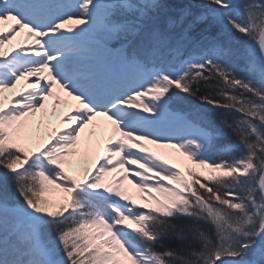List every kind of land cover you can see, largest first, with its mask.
Returning <instances> with one entry per match:
<instances>
[{
	"label": "snow or ice",
	"instance_id": "6c2138e0",
	"mask_svg": "<svg viewBox=\"0 0 264 264\" xmlns=\"http://www.w3.org/2000/svg\"><path fill=\"white\" fill-rule=\"evenodd\" d=\"M0 264H264V0H0Z\"/></svg>",
	"mask_w": 264,
	"mask_h": 264
},
{
	"label": "bare ground",
	"instance_id": "6f19581e",
	"mask_svg": "<svg viewBox=\"0 0 264 264\" xmlns=\"http://www.w3.org/2000/svg\"><path fill=\"white\" fill-rule=\"evenodd\" d=\"M29 85H24L23 82H22V85L18 88L19 91H23L25 90ZM22 89V90H21ZM7 96L9 98L12 97V93L9 92L7 93ZM7 103V101H6ZM50 104L52 105V98H49L47 104H46V110L48 111V113L50 114L51 118V123L57 127L59 126H62L61 122L59 121V113H62V112H65L68 110V108H63V107H60V109L58 110L57 114L56 115H53L52 112H53V109H51L52 107L50 106ZM83 135V134H82ZM46 138V137H45ZM153 147L155 149H158L160 148L159 146H156V145H148V147ZM159 150V149H158ZM100 155V150L98 148H96L95 146H93V151H92V154H91V157L90 159L87 161V164L86 166L88 167H91L93 164L96 163V160H97V157ZM102 162V161H101ZM113 176L116 175V173H113L112 174ZM133 179V176H130L129 177V180L128 181H125V184L126 186L129 188L130 190V194L133 195V197L138 201L140 199V196H139V193H138V190L135 189L134 185H132L131 183H129V181H131Z\"/></svg>",
	"mask_w": 264,
	"mask_h": 264
},
{
	"label": "rangeland",
	"instance_id": "374dc122",
	"mask_svg": "<svg viewBox=\"0 0 264 264\" xmlns=\"http://www.w3.org/2000/svg\"><path fill=\"white\" fill-rule=\"evenodd\" d=\"M6 26H7V24H5V27H6ZM22 39H23V38H22L21 36H18V37L16 38V41H14V43L22 42ZM6 47H8V46H6ZM21 90H22V89H21ZM50 106L52 107L51 104H50ZM60 107L68 108V107L64 106L63 104H62ZM51 109H52V108H51ZM47 112H48V111H47ZM49 118H51L50 114H49ZM97 120H98V122H100V123H103V122H104V118H102V117L97 118ZM88 131H89V130L86 129V134L88 133ZM45 137H46V135H45ZM149 148H151L153 151H155L158 155L164 156L165 158L171 160V162L177 164V166L182 167V168L185 167L186 158H184V157L181 155V153H180V151H179L178 149H173V148H162V147H160V148H158V149H159V150H158V149H155V148H153V147H151V146H150ZM210 155H211V154H210ZM197 170H198V171H201L202 169L197 168ZM203 171H205L206 174H207V172L210 171V170H203ZM51 195L55 196V195H57V193H51ZM143 202H144V201H142L141 199H139V200L137 201L138 204H141V203H143Z\"/></svg>",
	"mask_w": 264,
	"mask_h": 264
},
{
	"label": "trees",
	"instance_id": "16d2710c",
	"mask_svg": "<svg viewBox=\"0 0 264 264\" xmlns=\"http://www.w3.org/2000/svg\"><path fill=\"white\" fill-rule=\"evenodd\" d=\"M183 2L184 3H189L190 2V0H183ZM238 39V38H237ZM230 135V134H229ZM233 139H234V137H233Z\"/></svg>",
	"mask_w": 264,
	"mask_h": 264
}]
</instances>
